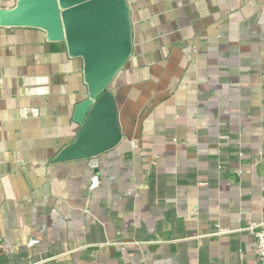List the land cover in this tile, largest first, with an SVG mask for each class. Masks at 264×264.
<instances>
[{"label": "crops", "instance_id": "obj_1", "mask_svg": "<svg viewBox=\"0 0 264 264\" xmlns=\"http://www.w3.org/2000/svg\"><path fill=\"white\" fill-rule=\"evenodd\" d=\"M126 1L122 140L91 159L54 162L86 120L83 59L0 27V264H257L264 0Z\"/></svg>", "mask_w": 264, "mask_h": 264}, {"label": "water", "instance_id": "obj_2", "mask_svg": "<svg viewBox=\"0 0 264 264\" xmlns=\"http://www.w3.org/2000/svg\"><path fill=\"white\" fill-rule=\"evenodd\" d=\"M0 27L33 28L54 43H66L69 55L84 61L89 99L78 106L84 126L77 140L55 163L91 159L122 140L116 104L109 86L132 52V22L126 0H19L0 9Z\"/></svg>", "mask_w": 264, "mask_h": 264}, {"label": "built area", "instance_id": "obj_3", "mask_svg": "<svg viewBox=\"0 0 264 264\" xmlns=\"http://www.w3.org/2000/svg\"><path fill=\"white\" fill-rule=\"evenodd\" d=\"M99 186V176L94 174L92 176L91 188L94 189ZM254 239V250L256 255L257 264H264V228L261 227H248L246 229ZM38 239H31L28 242L29 247L39 245ZM0 249L7 250L4 246H0Z\"/></svg>", "mask_w": 264, "mask_h": 264}]
</instances>
